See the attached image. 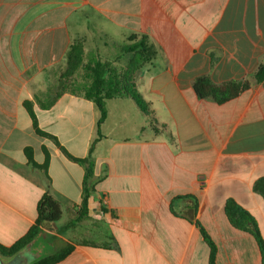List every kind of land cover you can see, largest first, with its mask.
<instances>
[{
	"label": "crops",
	"instance_id": "crops-1",
	"mask_svg": "<svg viewBox=\"0 0 264 264\" xmlns=\"http://www.w3.org/2000/svg\"><path fill=\"white\" fill-rule=\"evenodd\" d=\"M133 35L156 52L135 81L150 115L113 99L99 126L96 105L72 94L40 107L47 71L65 63L73 40L114 45ZM263 61L264 0H0V244L27 235L48 194L63 217L44 231L73 247L57 264H210L203 232L215 264H262L257 240L231 225L226 204L248 211L264 240L254 190L264 177V82L224 105L200 99L193 83L245 80ZM27 101L55 140L36 132ZM97 139L89 217L71 225L86 176L76 159ZM28 148L40 165L47 149L46 175L30 167Z\"/></svg>",
	"mask_w": 264,
	"mask_h": 264
},
{
	"label": "trees",
	"instance_id": "trees-1",
	"mask_svg": "<svg viewBox=\"0 0 264 264\" xmlns=\"http://www.w3.org/2000/svg\"><path fill=\"white\" fill-rule=\"evenodd\" d=\"M102 39L107 42L109 38L104 37ZM81 43V40H77L70 44L66 55L65 71L62 76L58 77L54 87L47 90L43 100L37 98L40 107L47 110L63 95L72 94L87 99L96 105L100 113L99 126L107 118V102L113 99H130L143 113L150 115L149 105L139 94L135 85L136 77L141 69L156 56L148 38L144 35H133L128 38L125 44H114L122 55L130 56L128 64L124 67L118 64L119 61L101 59L94 51L85 52ZM253 81L256 83L264 82V61L248 79L215 84L208 76H201L194 81L193 89L200 99L211 100L218 105H224L249 90ZM25 106L33 120L36 132L41 136L55 140L53 136L38 128L32 103L27 101ZM97 141L98 139L91 146L89 156L86 159H76L85 166L86 176L78 217L71 222V225L89 217L90 199L95 191V183H91L90 180L94 177L93 152ZM43 151L45 162L41 165L35 162L30 148L25 150V154L30 167L46 175L50 155L46 148H43ZM254 190L264 199V177L255 183ZM193 200L195 201V198ZM226 214L232 226L239 230L248 231L255 237L261 251L262 264H264V240L254 217L233 200L227 202ZM62 217V205L52 196L45 195L38 205V217L35 225L26 236L12 246L7 247L0 244V254L11 258L35 246L41 240L44 230L52 231ZM203 235L210 247V264H215V248L205 232ZM72 251L73 247L66 246L54 254L39 255L29 264H57L70 255Z\"/></svg>",
	"mask_w": 264,
	"mask_h": 264
},
{
	"label": "rangeland",
	"instance_id": "rangeland-1",
	"mask_svg": "<svg viewBox=\"0 0 264 264\" xmlns=\"http://www.w3.org/2000/svg\"><path fill=\"white\" fill-rule=\"evenodd\" d=\"M77 40L82 41L81 45L83 46L85 52L94 51L101 59H109L115 62L119 61L118 64L123 67L128 64L130 56L122 55L117 47L112 45L111 43L106 45L105 39H102L101 42L98 39L99 41L97 42L95 38L81 37L76 38L73 41ZM66 64L67 57L65 63L55 66L47 71L46 75L48 82L46 83L49 84V89L54 87L58 77L60 75L62 76V73L65 71ZM46 231L48 230L46 229ZM54 232H57V230H54ZM44 233L45 234H43L41 240L35 246L21 252L20 258L17 260L16 264H25L24 261L26 260L32 261L39 255H51L66 247H62L59 241L51 239L49 236H47V232L44 231Z\"/></svg>",
	"mask_w": 264,
	"mask_h": 264
},
{
	"label": "water",
	"instance_id": "water-1",
	"mask_svg": "<svg viewBox=\"0 0 264 264\" xmlns=\"http://www.w3.org/2000/svg\"><path fill=\"white\" fill-rule=\"evenodd\" d=\"M14 260V257H4L0 254V264H7L8 262Z\"/></svg>",
	"mask_w": 264,
	"mask_h": 264
},
{
	"label": "flooded vegetation",
	"instance_id": "flooded-vegetation-1",
	"mask_svg": "<svg viewBox=\"0 0 264 264\" xmlns=\"http://www.w3.org/2000/svg\"><path fill=\"white\" fill-rule=\"evenodd\" d=\"M20 255H21V253H20L19 255L15 256V257H14V260L8 262L7 264H16L17 260L20 258ZM32 261H33V260H32ZM24 262H25V264H29V263H31V261H28V260H26V261H24Z\"/></svg>",
	"mask_w": 264,
	"mask_h": 264
}]
</instances>
